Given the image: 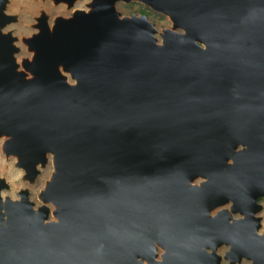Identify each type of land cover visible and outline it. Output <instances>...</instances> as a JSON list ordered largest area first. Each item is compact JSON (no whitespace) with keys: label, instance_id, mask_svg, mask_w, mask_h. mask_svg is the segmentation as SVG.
<instances>
[{"label":"water","instance_id":"obj_1","mask_svg":"<svg viewBox=\"0 0 264 264\" xmlns=\"http://www.w3.org/2000/svg\"><path fill=\"white\" fill-rule=\"evenodd\" d=\"M116 1L91 0L53 32L44 22L26 77L0 0L1 148L29 175L54 154L41 195L56 206L33 211L23 188L4 219L0 199V264H219L202 245L222 243L264 253L253 217L264 195V0H136L169 19L161 29ZM229 200L252 222L218 228L227 210H208Z\"/></svg>","mask_w":264,"mask_h":264},{"label":"rangeland","instance_id":"obj_2","mask_svg":"<svg viewBox=\"0 0 264 264\" xmlns=\"http://www.w3.org/2000/svg\"><path fill=\"white\" fill-rule=\"evenodd\" d=\"M90 2L91 0H74L73 4L76 8L87 9ZM115 7L121 15H146L147 18L152 21L158 29L171 26V22L166 16L152 11L140 1L118 0L115 2ZM71 8V6H67L63 1H60V3L56 4L54 0H4L3 13L14 16L15 18L10 16L9 24L6 23L7 25L2 27V31L11 32V34L16 37L15 46L18 48V51L14 52V56L17 63L19 64L18 69L23 68L21 61L22 59L31 58L32 53L28 50V45L24 43L23 39L24 37L27 38L38 32L36 25L38 18H42L43 21L47 22L48 25H51V23H53L54 20L59 16L65 18L70 17L73 10ZM142 10H144L145 13H142ZM156 36L160 38L158 35ZM66 75L69 81L72 82L73 80H71L70 76L68 74ZM3 140L4 137H0V178L4 179V181L8 184V188L2 190V196L18 198V192L23 188H28L29 199L34 202L33 205L35 207L38 206L40 204L39 200L37 199L38 193L44 187L47 179L51 176L53 169L52 163L50 161L51 159H48V162L44 167L38 166L40 173L36 176L33 183L28 182V180H26L28 178H25V170L22 167L16 165V158L12 155H6L1 150ZM261 202L264 206V200ZM50 205L51 204H49V206ZM260 214L263 218L262 228H264V210ZM50 218H52V215H50ZM262 228H260V230ZM225 250H227V247L222 246L220 248L218 247L217 252L223 256ZM228 255H224L223 259H229ZM221 264H228L227 260H223ZM240 264H247V260H244V262Z\"/></svg>","mask_w":264,"mask_h":264},{"label":"flooded vegetation","instance_id":"obj_3","mask_svg":"<svg viewBox=\"0 0 264 264\" xmlns=\"http://www.w3.org/2000/svg\"><path fill=\"white\" fill-rule=\"evenodd\" d=\"M44 22L45 21H43V23ZM231 161L232 160H230V162ZM27 190H28V198H29V189L27 188ZM262 200H264V195H261L259 197H256V200L255 201L260 206V208L253 213V217H259L260 218V224L261 225L257 229V232H258L259 235H262L263 236L264 235V228H262V226H263L262 219L263 218H262V215L260 214L264 210V206H263V204L261 202ZM233 206H234V202H232L231 200H229V201H227V202H225L223 204H220L218 206H215V207L209 209L207 215H209L210 217H215L216 215L221 214L220 211L227 210V212L229 214V218H227L226 213L222 214L220 216V218L218 217V219L220 221V225H218V228L223 227V224H227V225L229 224V226H230L231 224L239 223V222H241V220L242 221L243 220L248 221V223H251L252 222V220L250 218L245 217L247 207H245L244 205H242V206L237 207V210H233ZM210 212H212V214H210ZM231 228L233 229V227H231ZM239 228L240 227H238L237 229H235V231L238 230ZM260 228H262V229L260 230ZM248 240H251V239L248 238ZM222 246H226L227 247V250H225V252L223 253V256H222V254H220V253L217 252L218 247H216V251H214V252H216V254H218V256L221 259L220 262H219V264H221V262L223 260H227V263L230 264V260H229L230 258L229 259H227V258L223 259L224 258V255H227L228 252H229V250L234 255L238 256V258H240V260H235L234 263H232V264H237V263L240 264V263L244 262V260H247V264H264V253L263 252H259L257 250L255 251L252 246H247L246 251H241V250H239L237 248V246L236 247L235 246L233 247V245H230V243H222L220 245V247H222ZM202 249H204V251L209 252V253L212 252L210 247H206L204 245H202ZM244 254L251 255V257H253L254 260H253V258H250L249 259V257L243 256Z\"/></svg>","mask_w":264,"mask_h":264},{"label":"bare ground","instance_id":"obj_4","mask_svg":"<svg viewBox=\"0 0 264 264\" xmlns=\"http://www.w3.org/2000/svg\"><path fill=\"white\" fill-rule=\"evenodd\" d=\"M60 1H63L64 3H66V5L67 6H69L70 7V4L74 1V0H72V2H69V1H71V0H54V2L56 3V4H58V3H60ZM124 1V0H123ZM74 3V2H73ZM89 6H90V3H89ZM72 8L71 9H73L72 10V13L74 12V11H76V10H79V9H82V8H76L75 6H74V4L71 6ZM85 11L87 10V9H84ZM10 16L11 15H6L5 14V18H7V20L8 21H10ZM11 17H13V18H15L14 16H11ZM5 18H4V20H5ZM57 20V18L54 20V22L53 23H51V25L49 24H47V22H46V25L48 26V30H49V32H53L54 31V28H55V21ZM7 24H9V22L7 23ZM7 24H5V26L7 25ZM37 28H38V32H40V30L42 31V29H43V19L42 18H38V22H37ZM43 26V27H42ZM3 32V31H2ZM32 36V35H31ZM31 36H29V37H31ZM29 37H24V39H23V41H24V43H26L28 46V50L29 51H31V53H33V55H34V53H35V50L34 49H32L31 47H30V44H29ZM25 44V45H26ZM14 46H15V42H14V44H13ZM15 54H14V52H13V56H14ZM15 57V56H14ZM16 60V59H15ZM25 60H32L31 58L29 59V58H24V59H22L21 61H22V67L23 68H20V69H18L19 68V64H18V67H17V69L18 70H22L24 73H25V76L26 77H30L32 74L28 71V70H26V68L24 67L25 65H24V62H25ZM17 62V61H16ZM62 66L60 65V70L62 71V68H61ZM28 72H29V74H28ZM64 74L66 73V74H68L69 75V73L70 72H67V71H62ZM70 76V75H69ZM68 81H69V79H68ZM70 82V81H69ZM0 137H6L4 134H2V135H0ZM3 150L6 152V149L5 148H3ZM9 156H11L10 154H8ZM15 156V155H14ZM51 157L53 158V163H54V158H55V156H54V154H52V155H50V159H51ZM16 158V157H15ZM230 160H232V158H231V155L229 156V158L227 159V164H229L230 163ZM51 161V163H52V160H50ZM40 164V162H38L37 163V173L35 174V175H29L28 173H27V171L25 172V178H28V179H26V180H28V182H31V183H33L34 181H35V178H36V176L40 173V171H39V169H38V166H40L39 165ZM52 173L53 172H55V168H54V166H52ZM51 173V175H53ZM24 178V177H23ZM24 178V179H25ZM203 179H206V177L204 178V177H202L200 180H203ZM3 181V183L4 184H7L5 181H4V179H2V178H0V181ZM50 182V178H48V181L47 182H45V185H44V187L40 190V192L38 193V197H37V199L39 200V202H40V204L38 205V206H34V205H32V209H33V211H35V210H37L38 208H40V207H42V206H49V204H51V202H50V200H46V199H44L43 197H42V192H43V190H44V188H45V186L47 185V183H49ZM7 187H2V188H0V199H1V203H2V207H1V212L4 214V219H7V216H8V212L6 211V207H5V203H6V200L7 199H10V200H12V201H14V200H16V199H20L22 196L20 195V192H22L23 190L21 189L19 192H18V198H11V197H9V196H2V194H1V192H2V190L3 189H5V188H8V184L6 185ZM30 200V199H29ZM30 201H32V200H30ZM53 204V203H52ZM54 205V204H53ZM51 206V205H50ZM56 206L54 205V207H52L51 206V210H53L54 208H55ZM54 212V211H53ZM52 212V213H53ZM210 214H212L211 212H210ZM54 214H52V216H53ZM244 216V215H243ZM53 218H54V216H53ZM5 222V221H4ZM5 225H6V222L4 223ZM221 245V244H220ZM220 245L219 246H216V247H220ZM231 245V244H230ZM215 247V248H216ZM159 248H161L162 250H163V252H165L166 251V249L163 247V246H160ZM231 248V247H230ZM211 251H216V249H211ZM163 252L162 253H160V255L159 256H157L156 257V259H160L161 257H162V254H163ZM229 254V255H228ZM228 256H229V260H230V263H233L235 260H240V258H238V256H236V255H234L232 252H230V250H229V252H228ZM243 256H246V257H249V259L250 258H253V257H251V255H249V254H244ZM160 257V258H159ZM143 260V263L144 264H146V263H148V261L145 259V258H143L142 259ZM221 260V259H220ZM220 260H219V262H220ZM253 260H254V258H253Z\"/></svg>","mask_w":264,"mask_h":264},{"label":"trees","instance_id":"obj_5","mask_svg":"<svg viewBox=\"0 0 264 264\" xmlns=\"http://www.w3.org/2000/svg\"><path fill=\"white\" fill-rule=\"evenodd\" d=\"M142 13H145V11H144V10H142Z\"/></svg>","mask_w":264,"mask_h":264}]
</instances>
